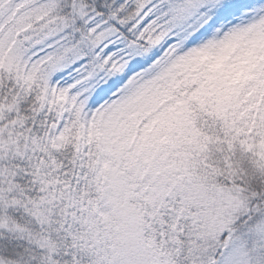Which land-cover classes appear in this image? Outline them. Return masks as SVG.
Listing matches in <instances>:
<instances>
[{"label":"snow or ice","instance_id":"obj_1","mask_svg":"<svg viewBox=\"0 0 264 264\" xmlns=\"http://www.w3.org/2000/svg\"><path fill=\"white\" fill-rule=\"evenodd\" d=\"M254 13L264 0H0V264H122L93 242L112 213L92 125L167 57ZM262 216L209 248L178 221L193 247L176 264H264Z\"/></svg>","mask_w":264,"mask_h":264},{"label":"rangeland","instance_id":"obj_2","mask_svg":"<svg viewBox=\"0 0 264 264\" xmlns=\"http://www.w3.org/2000/svg\"><path fill=\"white\" fill-rule=\"evenodd\" d=\"M240 59L247 60L246 57ZM236 66L242 73L239 77L245 75L248 80L258 64L252 61L247 67H240V63ZM236 73V67L228 71L231 77L237 76ZM209 84L208 77L190 93L169 105L166 102L161 105L156 97L160 96V92L154 90L138 110L124 117L122 139L131 134L136 115L148 113L134 131L132 140L125 141L127 146H131L132 157L127 152L121 153L122 163L131 166L128 175L121 180L114 200L113 211L119 222L114 227L110 226L113 236L107 228L102 233L107 242L112 239L117 242L119 247L115 254L120 255L122 264H129L132 258L138 259L139 264H150L152 247L143 239L141 219L133 217L148 208L174 204L171 212L174 222L191 217V230L185 235L198 239L202 248H209L212 244L223 245L243 224L242 217L248 219L250 214L259 211L253 209L243 193L247 186L252 185L250 180L253 178L260 183L259 187L264 184V153L257 129L254 126L249 132L240 129L234 144L227 141L230 135L220 136L218 124L212 119L196 118L199 114L196 102L199 96H205ZM247 85L246 95L264 96V84L261 91L249 82ZM233 118H236L235 122L241 121V117H235L234 113L225 121L232 122ZM227 132L230 133L229 129ZM238 184L244 186L238 187ZM189 205L194 207V212L188 211ZM258 224L260 231L264 232V216ZM221 232L228 233L225 241L220 240ZM176 233L172 230L167 236L171 249L178 238ZM261 238L264 239V235ZM183 246L186 255L191 256V241L183 243Z\"/></svg>","mask_w":264,"mask_h":264},{"label":"trees","instance_id":"obj_3","mask_svg":"<svg viewBox=\"0 0 264 264\" xmlns=\"http://www.w3.org/2000/svg\"><path fill=\"white\" fill-rule=\"evenodd\" d=\"M252 2L255 4L256 0ZM243 57L247 58L245 62L240 59ZM252 61L258 64L255 73L250 75L248 80L245 75L239 77L242 73L238 71L236 63H240V67H247ZM233 67H236L238 74L231 77L228 71ZM259 67H264V16L254 13L248 19L242 18L240 22L222 34L213 33L184 51L170 55L151 75L138 82L96 118L89 141L95 142L96 150L100 154L98 176L107 189L108 201L106 203L110 205L112 213V219L108 223L102 224L99 228L93 226L92 229L93 242L98 245L102 253L107 249L111 257L122 261L120 255L115 254L117 253L116 248L119 247L117 242L113 239L107 242L108 240H104L102 233L107 228V232L113 236L110 226L114 227L119 222L113 211L114 200L121 180L128 175L129 166H131L122 163L121 153L127 152L128 156H131V146H127L125 141L129 138L132 140L134 131L141 125L148 113L136 115L135 122L131 126V134L126 139L121 137V129L125 125L123 122L126 121L124 117L138 110L144 99L154 90L160 92V96H156L159 99L158 102L161 105L165 102L169 105L183 98V95L190 93L193 88L205 82L209 77L210 84L205 96H199V101L196 102L199 114L195 117L212 119L218 124L220 136L230 135L227 141L234 144L240 134L237 131L240 132L241 129L249 132L254 126L264 153V96H252L245 93V88L249 86L248 82L261 91L260 88L264 84V68L258 69ZM233 113L235 117H241V121L235 122L236 118H233L232 122H226L225 118ZM222 117L224 119L220 121ZM228 129L230 133L227 132ZM133 174L135 175V171ZM250 183L252 185L247 186L243 193L248 197L247 200L253 205V209L264 210V184L259 187L260 183L254 178L250 180ZM240 186L244 185L238 184V187ZM253 187L257 188L253 189ZM173 205L167 203L160 207L155 206L153 209L148 208L141 214L133 216L137 220L141 219L143 239H146L152 247L153 256L149 261L150 264H159L162 261L163 264H176V256L181 250L185 251L183 243L178 238L174 240L173 249L167 244V238H165L169 231L174 230L176 233L179 230L176 228L178 221L174 222V215L171 213ZM165 212L168 213L171 221L167 231L160 227L163 223L161 217ZM153 225L157 227L154 228ZM158 228L159 240H157ZM176 236L178 237V233ZM184 255L187 256L185 252ZM137 260L132 258L129 264H139Z\"/></svg>","mask_w":264,"mask_h":264}]
</instances>
